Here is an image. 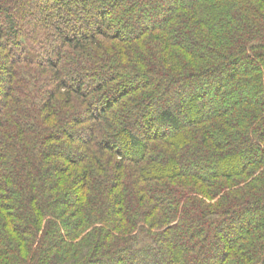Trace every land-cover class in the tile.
Wrapping results in <instances>:
<instances>
[{
    "label": "trees",
    "instance_id": "16d2710c",
    "mask_svg": "<svg viewBox=\"0 0 264 264\" xmlns=\"http://www.w3.org/2000/svg\"><path fill=\"white\" fill-rule=\"evenodd\" d=\"M152 251L264 264V0H0V264Z\"/></svg>",
    "mask_w": 264,
    "mask_h": 264
},
{
    "label": "rangeland",
    "instance_id": "374dc122",
    "mask_svg": "<svg viewBox=\"0 0 264 264\" xmlns=\"http://www.w3.org/2000/svg\"><path fill=\"white\" fill-rule=\"evenodd\" d=\"M211 91V85H210V83H208V87L206 88V93H208V92H210ZM211 104V103H210ZM212 106V105H211ZM133 257H131V258H133L134 259V255H132ZM157 254L154 252V251H152V259H153V261H154V263L155 264H161L160 263V259H158L157 257ZM153 261H151L152 262V264H154L153 263Z\"/></svg>",
    "mask_w": 264,
    "mask_h": 264
}]
</instances>
